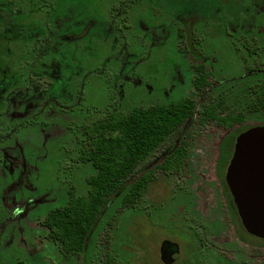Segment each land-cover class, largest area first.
<instances>
[{
  "label": "rangeland",
  "instance_id": "1",
  "mask_svg": "<svg viewBox=\"0 0 264 264\" xmlns=\"http://www.w3.org/2000/svg\"><path fill=\"white\" fill-rule=\"evenodd\" d=\"M192 51L212 71L199 103L223 97L225 112L246 108L250 87L264 82V0H0V264H100L108 249L119 264H165L163 240L179 245L172 264H184L188 239L201 264H264V245L239 238L217 174L264 111L245 110L231 129L201 127L196 113L131 178L155 173L135 207H122L124 189L111 200L84 253L66 257L42 224L71 187L88 193L85 124L191 95ZM184 139L182 175L157 170Z\"/></svg>",
  "mask_w": 264,
  "mask_h": 264
},
{
  "label": "trees",
  "instance_id": "2",
  "mask_svg": "<svg viewBox=\"0 0 264 264\" xmlns=\"http://www.w3.org/2000/svg\"><path fill=\"white\" fill-rule=\"evenodd\" d=\"M179 34L181 37L185 36L183 31ZM183 50L190 52L187 46ZM192 53L196 74L191 95L164 104L134 106L127 113L117 108L109 109L85 124L84 139L78 157L82 161L92 163L95 169V173L88 177V193L79 195L71 187L68 202L52 209L42 222L48 229V238L60 245L66 257L85 252L90 234L107 205L121 190L124 189V194H121L122 207H135L155 180V173L150 171L133 180L131 178L146 158L170 135L181 131L183 125L196 113L195 121L201 127L212 122L231 129L236 124L242 126L245 122V110L251 112L248 117L252 113L264 111V82L250 87L247 106L237 113L223 111V97L199 103L198 100L211 85L212 71L209 60L204 61L198 52ZM249 127L251 126L243 127L240 132ZM189 145L190 142L184 139L157 165V170L169 176L182 175L189 155ZM232 154L233 149L227 155L223 153L217 165V174L223 193L227 196L231 219L242 241H247L252 236L256 242L254 245H264V239L250 234L245 229L226 183L224 171ZM100 264L119 263L108 249Z\"/></svg>",
  "mask_w": 264,
  "mask_h": 264
},
{
  "label": "water",
  "instance_id": "3",
  "mask_svg": "<svg viewBox=\"0 0 264 264\" xmlns=\"http://www.w3.org/2000/svg\"><path fill=\"white\" fill-rule=\"evenodd\" d=\"M225 180L245 229L264 239V124L236 137Z\"/></svg>",
  "mask_w": 264,
  "mask_h": 264
},
{
  "label": "flooded vegetation",
  "instance_id": "4",
  "mask_svg": "<svg viewBox=\"0 0 264 264\" xmlns=\"http://www.w3.org/2000/svg\"><path fill=\"white\" fill-rule=\"evenodd\" d=\"M260 125V124H258ZM166 249H168V255L166 256L165 254L161 253L160 258L165 264H172L177 260V257L180 254V249L179 245L177 243L173 244L171 242L167 243L168 240H163ZM189 244L186 245L185 251L183 252V260H180L179 262H182L184 264H201L200 260H198L199 256L197 255L196 248H194L193 240L190 241L188 239ZM165 249V251H166Z\"/></svg>",
  "mask_w": 264,
  "mask_h": 264
}]
</instances>
